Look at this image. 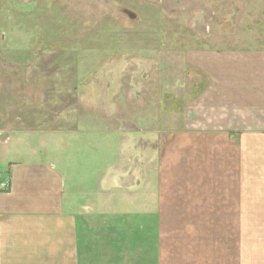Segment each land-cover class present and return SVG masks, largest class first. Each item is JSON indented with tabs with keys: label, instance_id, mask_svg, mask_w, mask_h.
Wrapping results in <instances>:
<instances>
[{
	"label": "crops",
	"instance_id": "crops-1",
	"mask_svg": "<svg viewBox=\"0 0 264 264\" xmlns=\"http://www.w3.org/2000/svg\"><path fill=\"white\" fill-rule=\"evenodd\" d=\"M258 10L256 47L195 52L206 85L169 133L54 128L68 103L58 112L45 104L38 131L32 113L21 116L14 147L0 151L10 168L0 264H264V4ZM147 139L157 142L153 159Z\"/></svg>",
	"mask_w": 264,
	"mask_h": 264
},
{
	"label": "rangeland",
	"instance_id": "rangeland-1",
	"mask_svg": "<svg viewBox=\"0 0 264 264\" xmlns=\"http://www.w3.org/2000/svg\"><path fill=\"white\" fill-rule=\"evenodd\" d=\"M263 4L264 0H0L1 156L14 147L12 135L21 116L32 113L35 121L45 104L57 112L69 104L50 123L57 129H118L123 136L175 130L184 105L206 85L207 78L191 62L195 52L256 47L257 11ZM94 117L99 122L95 125ZM38 122L31 123L35 131L40 130ZM27 124L22 126L28 129ZM24 136L22 141H39ZM152 139L145 145L146 156L153 159L157 142ZM9 174L10 168L0 163V193L9 190Z\"/></svg>",
	"mask_w": 264,
	"mask_h": 264
},
{
	"label": "water",
	"instance_id": "water-1",
	"mask_svg": "<svg viewBox=\"0 0 264 264\" xmlns=\"http://www.w3.org/2000/svg\"><path fill=\"white\" fill-rule=\"evenodd\" d=\"M124 14H127L130 18H132L133 19V17H135V15L133 14V13H131V12H128V11H124Z\"/></svg>",
	"mask_w": 264,
	"mask_h": 264
},
{
	"label": "built area",
	"instance_id": "built-area-1",
	"mask_svg": "<svg viewBox=\"0 0 264 264\" xmlns=\"http://www.w3.org/2000/svg\"><path fill=\"white\" fill-rule=\"evenodd\" d=\"M3 186L5 187V185H1V188H4Z\"/></svg>",
	"mask_w": 264,
	"mask_h": 264
}]
</instances>
